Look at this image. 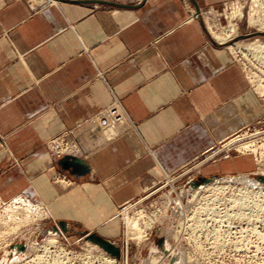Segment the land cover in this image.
I'll return each instance as SVG.
<instances>
[{
    "label": "crops",
    "instance_id": "obj_1",
    "mask_svg": "<svg viewBox=\"0 0 264 264\" xmlns=\"http://www.w3.org/2000/svg\"><path fill=\"white\" fill-rule=\"evenodd\" d=\"M228 1L0 0V194L113 236L118 205L261 117L199 14ZM65 130L76 170L47 147ZM247 161L209 171L243 174Z\"/></svg>",
    "mask_w": 264,
    "mask_h": 264
},
{
    "label": "rangeland",
    "instance_id": "obj_2",
    "mask_svg": "<svg viewBox=\"0 0 264 264\" xmlns=\"http://www.w3.org/2000/svg\"><path fill=\"white\" fill-rule=\"evenodd\" d=\"M34 1H37L36 3L40 6L54 2V0ZM239 12H241V16L238 14ZM199 14L207 32L210 33L211 29L220 34L221 38L223 34L228 33L231 24L235 27L236 33L230 36L232 38L228 37L222 42L215 39L218 45L227 48L229 51V47L235 43L244 46L259 40L264 44V34L258 31L257 26L248 24L250 17L253 20H264V0H229L213 13L206 12V16L202 13ZM210 35L212 36L211 33ZM230 52L234 62L240 66L243 73L246 72L250 92L263 106L261 117L251 124L242 126L230 138L215 144L179 171L157 177L154 184L141 195L118 205L114 216L118 229L113 236L103 237L99 230L84 231L66 222L55 221L50 217L45 206L36 203L25 194L10 196L9 198L0 194V229L1 232L5 233L0 238V264H148L152 257L150 252L152 247L156 249L157 255L166 256V263L178 264L176 252L171 257L163 252L165 250L163 240L168 241L170 246H174L179 254L183 252L189 264H264V195L258 197V201H254L252 198L245 200L239 192L240 185L237 183L230 184L231 187L220 192H208L203 190L204 185L200 181L212 177L241 174L223 175L218 171H209L210 166L238 158H249L250 162L247 161L249 166L244 173L254 180L258 178L259 173H264V162H262L264 148L261 146L264 144V96L255 91L256 87L264 85V50L260 52L235 48ZM62 133L63 136H66L65 140L73 144L74 149L72 151H55L50 149L47 144L56 158L69 156L77 148L72 139L73 130H65ZM241 136L243 139L240 138ZM249 143H254L255 146L252 144L251 146L255 150L251 146L247 151L243 148ZM60 179L64 180L67 185L72 184L65 177ZM255 182L258 183L257 180ZM196 183L199 185L195 186ZM261 184L264 186L263 182ZM196 188L197 190L200 188V195L197 194L196 198L192 200L191 194ZM167 197L175 200V202L167 210L166 219L153 221V225L146 231L145 243L139 244L136 239L132 238L127 244L126 224L123 220L122 211L132 205L130 210L132 215L143 212L149 217L159 218L163 213ZM179 197L185 212L176 216L174 211ZM240 206L245 212V217H241L242 220L237 215L234 216V213L240 212L237 210ZM13 210L16 212L13 213ZM10 214L18 215L17 218L21 219L27 214L28 219L15 230H9L8 227L13 225V222L8 219ZM45 214L47 215L45 216ZM185 214L188 215L186 216L187 221L184 222L183 227L179 226V222L183 220ZM227 219H229L228 222H226ZM234 221L236 222L234 223ZM60 222L65 223L66 229L63 230L59 225ZM79 233L86 235H79ZM91 234L115 245L119 250L117 261H113L116 257L106 253L86 239V236ZM174 235L180 236L177 243L173 241ZM53 236H57L54 237L56 239L54 244L46 242L49 237ZM93 246L100 249L102 253ZM101 254L103 257L111 258V261L109 259L106 261L101 257Z\"/></svg>",
    "mask_w": 264,
    "mask_h": 264
},
{
    "label": "bare ground",
    "instance_id": "obj_3",
    "mask_svg": "<svg viewBox=\"0 0 264 264\" xmlns=\"http://www.w3.org/2000/svg\"><path fill=\"white\" fill-rule=\"evenodd\" d=\"M39 1V0H38ZM37 2V1H36ZM34 4V3H33ZM40 4V3H39ZM233 5V4H232ZM230 9V8H229ZM234 9H235V6H234ZM231 10V9H230ZM229 10V11H230ZM233 11V9H232ZM232 13V12H231ZM240 16H241V12L238 13ZM230 23V22H229ZM248 24L249 25H254V26H257L258 28V31L263 33L264 34V20L263 21H260V20H253L251 17L249 18L248 20ZM230 30L228 31V33L226 34H223V37L221 38L220 34H217L216 32H214L213 30L210 29V33L212 34L213 38H215L216 40L218 41H224V40H227L228 37H230L231 35H235L236 33V29L235 27L231 24L230 26ZM234 37V36H233ZM232 38V37H230ZM230 46V45H229ZM227 47V46H226ZM237 49V50H242V49H245V50H256V51H260L262 52L264 50V44L259 42V40H255V42L253 43H248L244 46H242L241 44L239 43H235L233 46H230L229 49L230 51L234 50V49ZM255 91L259 94V95H262L264 96V85H260L258 87L255 88ZM246 134V133H244ZM242 134V135H244ZM251 135V134H249ZM248 135V137H250ZM247 136V135H246ZM252 136V135H251ZM239 138V137H238ZM241 139H243V137L241 136L240 137ZM239 138V139H240ZM245 138V136H244ZM234 141V140H233ZM233 141H230L233 143ZM254 145V143H249V145L247 146H243L244 149H246V151L248 150V148L250 149L252 146ZM259 144V142H258ZM261 145V144H260ZM259 145V146H260ZM225 146V145H224ZM251 146V147H250ZM255 146V145H254ZM228 148V147H227ZM253 148V147H252ZM261 148V147H260ZM264 148V146H263ZM225 149V148H224ZM239 149V147H238ZM255 150V148H253ZM257 149V148H256ZM222 150V149H221ZM241 150V149H240ZM239 150V151H240ZM250 152V151H249ZM253 152V151H252ZM255 152V151H254ZM257 152V151H256ZM256 154V153H255ZM261 161V160H260ZM259 163H262L264 162V158H262V162ZM258 174V173H257ZM258 178L256 179L258 181L255 182L256 180H254L253 178H251L248 174L246 173H243V174H239V175H235V176H228V177H217L215 178V181L214 182H211V183H208V184H203L204 188L203 190L205 191H208V192H220L222 190H225L227 189L228 187H231L233 185V183H237L240 185V189H239V192L241 193V196L247 200L248 198H252L254 201L257 200L258 201V197H261L264 195V187L261 183L264 179V173H259L258 175ZM261 182V183H259ZM232 184V185H230ZM195 185V184H194ZM173 186V185H172ZM195 187V186H194ZM193 187V188H194ZM198 188V187H197ZM196 189H193L194 191L192 192L191 194V199H195L197 194H199L200 192V188L197 190ZM182 194L184 193L183 191L181 192ZM179 195V194H178ZM200 195V194H199ZM249 200V199H248ZM21 201V199H20ZM25 201V200H24ZM27 201V200H26ZM191 201V200H190ZM173 202H175V200L171 199L170 197H167L166 199V203L163 207V213H161V215L159 216V218L155 217V216H152V217H149L147 215H145L143 212H140L138 213L137 215H132L130 213V210L132 209V205L131 206H128L126 209H124L122 211V215H123V220L126 224V238H127V244H128V241L129 239H136L137 243H145L146 241V238H147V234H146V231L147 229H149L151 227V225H153V221H157V220H161V221H164L166 218V215H167V210H169L173 204ZM31 205V204H29ZM179 205V206H178ZM43 206V205H42ZM125 207V206H124ZM40 208H41V205H40ZM243 208V207H242ZM241 208H238L237 210H239L240 212H237V213H234V216L237 215L238 217H245V212L244 210ZM16 211L13 210V213H15ZM39 212V211H38ZM185 212V208L183 206V203L179 197V200H178V203H177V207H175V211H174V214L176 216H180V214L184 213ZM239 213V214H238ZM47 214H45L46 216ZM18 216V215H17ZM16 215L14 214H10L8 216V219L10 220V222H13V225L12 226H9V230H15L16 228L20 227L21 224H23L24 222L27 221L28 217H27V214L24 215V218H17ZM188 215L185 214V216L182 218L183 220H179V226H182L184 224V222L186 223L187 221V217ZM229 218V217H228ZM168 219V218H167ZM230 219V218H229ZM226 222H228V220ZM234 219V218H233ZM2 220V218H1ZM169 220V219H168ZM242 220V218H241ZM140 221L142 222L140 224ZM159 221V222H161ZM236 221H234L235 223ZM243 222V221H242ZM238 224V223H237ZM183 227V226H182ZM167 229V228H166ZM165 229V230H166ZM182 229V228H181ZM6 230V229H5ZM9 230L8 233H9ZM184 231V230H182ZM14 232V231H13ZM7 233V234H8ZM177 233V232H176ZM5 235L4 232H1V229H0V238H2L3 236ZM170 235V234H168ZM177 235V234H175ZM173 236V241L175 243H177L180 239V236ZM181 235V234H179ZM54 237H57V236H53V237H49L47 239L46 242L50 243V244H54L56 239ZM168 238V236H166ZM182 237V236H181ZM166 239V238H165ZM171 239V238H170ZM94 244V243H93ZM1 245V244H0ZM97 245V244H95ZM163 245H164V248H165V252L164 253H167L168 257H171L173 255V253H177V260L179 261L178 264H189V261L186 259V257L184 256L183 252H181L179 254L178 250H176L174 248V246L172 247V245L170 246L168 244V241L166 240H163ZM43 246V245H42ZM98 246V245H97ZM115 246V245H114ZM94 247V246H93ZM99 247V246H98ZM96 250H98L100 253H102V251L100 249H102L101 247H99L100 249H97L96 247H94ZM127 249H128V245H127ZM103 250V249H102ZM104 251V250H103ZM127 252V251H126ZM150 252L152 253V257L149 261L148 264H170V263H166L165 261V258L166 256H161V255H157L156 254V249L155 248H150ZM186 253V252H185ZM102 255V254H101ZM103 257V255L101 256ZM115 257V256H114ZM106 261H108V259L111 261V258H109L108 256H104L103 257ZM118 257L114 258V262L117 261ZM190 260V259H189ZM112 261V262H113ZM165 261V262H164Z\"/></svg>",
    "mask_w": 264,
    "mask_h": 264
},
{
    "label": "water",
    "instance_id": "obj_4",
    "mask_svg": "<svg viewBox=\"0 0 264 264\" xmlns=\"http://www.w3.org/2000/svg\"><path fill=\"white\" fill-rule=\"evenodd\" d=\"M61 164L65 167H69V168H73V169H77L78 165H80V163H78L76 161V159H74L71 156H65L62 160H61ZM83 172V171H82ZM202 184H208L211 182L215 181V178H208V179H201L200 180ZM264 181V179H263ZM199 184L196 183L195 186H198ZM59 225L64 229H66L65 227V223L60 222ZM79 235H86L83 233H79ZM86 239L89 240L90 242L97 244L99 247H101L106 253L115 256V257H119V250L110 242L107 240H104L103 238L95 235V234H91V235H87ZM163 252H165L163 250Z\"/></svg>",
    "mask_w": 264,
    "mask_h": 264
},
{
    "label": "built area",
    "instance_id": "obj_5",
    "mask_svg": "<svg viewBox=\"0 0 264 264\" xmlns=\"http://www.w3.org/2000/svg\"><path fill=\"white\" fill-rule=\"evenodd\" d=\"M66 136H63V133L58 137L52 139L48 143V147L55 151H72L74 149L73 144L70 141H66ZM261 146H264L262 144Z\"/></svg>",
    "mask_w": 264,
    "mask_h": 264
}]
</instances>
